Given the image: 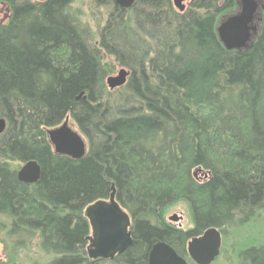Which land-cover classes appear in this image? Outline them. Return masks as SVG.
<instances>
[{"label": "trees", "instance_id": "obj_1", "mask_svg": "<svg viewBox=\"0 0 264 264\" xmlns=\"http://www.w3.org/2000/svg\"><path fill=\"white\" fill-rule=\"evenodd\" d=\"M0 1L11 7L0 24V233L10 256L36 241L45 264H102L87 257L85 209L112 185L134 239L114 264H147L158 241L195 264L190 239L217 227L228 242L264 216V4L250 46L230 50L218 28L240 0H191L183 12L173 0L128 9L92 0L107 10L97 32L71 12L75 0ZM114 62L130 75L110 91ZM67 116L87 142L81 159L57 154L47 134ZM30 160L41 166L35 184L14 165ZM178 203L188 229L164 217ZM233 256L264 264V243Z\"/></svg>", "mask_w": 264, "mask_h": 264}, {"label": "water", "instance_id": "obj_2", "mask_svg": "<svg viewBox=\"0 0 264 264\" xmlns=\"http://www.w3.org/2000/svg\"><path fill=\"white\" fill-rule=\"evenodd\" d=\"M186 0H173L174 6L181 12L185 11ZM136 0H115L122 8L128 9ZM258 4L255 0H242L239 13L227 18L218 28L220 38L226 48L243 49L250 46L256 31V14ZM130 71L121 68L117 75H110L106 82L111 90L124 86ZM70 116L65 121L47 130L49 140L55 152L74 159H81L87 153V142L79 131L69 125ZM6 119H0V134L6 129ZM41 166L36 160H30L18 171V179L26 184H35L41 177ZM89 220L91 235L88 246L89 256L94 259H114L116 255L126 252L134 243L132 235L131 215L122 207L116 198V187L108 199L98 200L85 209ZM183 216L174 214L173 221H181ZM222 232L217 227H211L200 236H195L188 242L190 259L195 264H212L220 256L222 250ZM147 264H190L189 261L165 241L156 242L150 252Z\"/></svg>", "mask_w": 264, "mask_h": 264}, {"label": "rangeland", "instance_id": "obj_3", "mask_svg": "<svg viewBox=\"0 0 264 264\" xmlns=\"http://www.w3.org/2000/svg\"><path fill=\"white\" fill-rule=\"evenodd\" d=\"M258 4L257 18L255 24H258V20L261 15L260 11L263 8L264 0H255ZM191 0H186V9L190 7ZM242 7V0H240V8ZM185 9V10H186ZM71 12L78 15L83 21L89 22L93 27L94 31L97 32L98 24H103L105 22L106 8H99L94 5L92 0H75L71 5ZM11 15V7L9 4L0 1V24L7 23ZM111 60V59H110ZM115 63V62H114ZM114 72L111 75H117L122 66L114 64ZM120 88V87H119ZM117 89V88H116ZM110 91H113L109 88ZM115 90V89H114ZM69 125L76 129V125L73 121L69 120ZM14 165L17 167L18 171L24 165V163L15 162ZM200 177H203L200 176ZM174 214L183 216L181 221H173L171 217ZM165 219L183 229H188L192 226V220L189 213L188 206L184 203H178L170 207L165 213ZM5 233L2 231L0 233V262L3 264H45L48 260V256L40 250L36 241H33L31 245L24 249H19L16 256H10L12 251L10 245H5L2 241L6 240ZM222 253L218 257V261L215 264H234V251L237 248L248 246L251 243L261 244L264 243V216L258 220L256 223H249L244 227H239L235 235L229 236V241L227 242L225 235H222ZM216 261V260H215ZM231 262V263H230ZM238 261L235 262L237 264ZM102 264H114L113 261H104Z\"/></svg>", "mask_w": 264, "mask_h": 264}, {"label": "flooded vegetation", "instance_id": "obj_4", "mask_svg": "<svg viewBox=\"0 0 264 264\" xmlns=\"http://www.w3.org/2000/svg\"><path fill=\"white\" fill-rule=\"evenodd\" d=\"M131 218H132V217H131ZM131 227H132V226H131ZM90 228H91V227H90ZM91 233H92V232H90V235H91ZM90 235H89V236H90ZM89 236H88V238H89ZM89 244H90V241H89V239H88V243H87V246H86L87 257H88L89 260H91V261H95L94 259H92V258L89 256V253H88V246H89ZM124 253H125V252H124ZM122 254H123V253H122ZM118 255H121V254H118ZM118 255H116V257H117ZM116 257H115V258H116ZM115 258H114V259H97V260H100V261H103V262H104V261H108V260H109V261H114ZM147 263H148V262H147Z\"/></svg>", "mask_w": 264, "mask_h": 264}]
</instances>
